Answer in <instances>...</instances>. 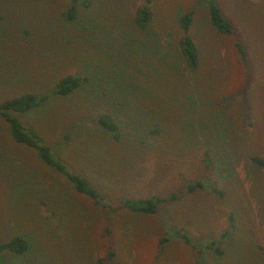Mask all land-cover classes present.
I'll list each match as a JSON object with an SVG mask.
<instances>
[{"label": "rangeland", "instance_id": "1", "mask_svg": "<svg viewBox=\"0 0 264 264\" xmlns=\"http://www.w3.org/2000/svg\"><path fill=\"white\" fill-rule=\"evenodd\" d=\"M87 1L68 19L71 0H0V102L49 95L9 114L104 196L75 191L0 115V243H28L0 264H103L110 245L114 264H264V167L251 161L264 157V0H213L232 34L212 26L211 0ZM188 11L194 69L178 44ZM69 74L81 86L51 94ZM171 193L155 213L117 205Z\"/></svg>", "mask_w": 264, "mask_h": 264}, {"label": "trees", "instance_id": "2", "mask_svg": "<svg viewBox=\"0 0 264 264\" xmlns=\"http://www.w3.org/2000/svg\"><path fill=\"white\" fill-rule=\"evenodd\" d=\"M71 4L67 9L66 16L68 19H72L75 16L76 5L80 3L83 7L88 6L87 0H71ZM149 0H147L148 3ZM209 20L212 26L219 32L224 34H232L235 28L232 21L226 17L221 8L215 3L213 0L209 2ZM0 14V19H1ZM150 17V10L147 5H144L139 10L137 16V22L141 26H145ZM192 23V13L190 11L185 12L179 18V26L181 29V36L179 37V48L180 52L185 58L187 64L191 68H196L199 63L198 51L196 44L190 34V27ZM236 48L240 53L241 59H244L246 50L245 47L241 43H236ZM83 78L79 75H66L60 78L53 89L51 90V94L55 96L66 95L73 90L79 88L82 84ZM49 98V95H36L33 93H21L13 98L7 99L3 102H0V115H2L9 123V130L11 137L19 143H23L27 146L33 147L36 149L39 156L42 160L54 167L57 171L65 174L67 178L72 183L75 191L78 193L84 194L93 200L95 204H100L104 202V196H101L99 192L93 187V185L89 182V180L82 175H78L72 172H69L65 165L58 160L50 151V147L43 142V139L32 129L28 127H24L20 121L9 114L10 111L22 113L34 107L35 105L41 104L45 102ZM98 125H100L105 130H114L116 128V124L112 120L109 115H100L97 119ZM251 161L256 165L264 167V157L253 156L251 157ZM201 181H196L188 186V190L192 192L193 190L202 187ZM217 189L215 188V191ZM218 195H222L221 192L217 193ZM177 198L175 193H171L167 197H158V196H150L143 199H129L124 198L121 199L117 205L125 206L128 210L138 213L150 214L155 213L157 211L158 205L164 201H174ZM105 200L104 204H109L111 207H115L112 205L111 201ZM231 220V217H229ZM231 222V221H230ZM231 224V223H230ZM187 239V238H185ZM213 243L210 242L208 246L212 247ZM28 248L27 241L22 236H14L6 242L0 243V253L4 250H9L14 253H24ZM217 253H220L219 249L215 248ZM114 251L112 245L109 246L107 253L104 257H101L99 261L103 264H114L113 262Z\"/></svg>", "mask_w": 264, "mask_h": 264}]
</instances>
